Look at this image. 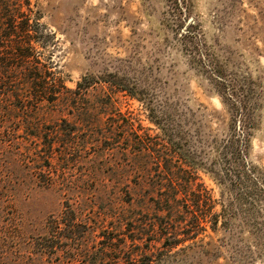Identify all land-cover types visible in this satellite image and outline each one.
Instances as JSON below:
<instances>
[{
	"label": "rangeland",
	"instance_id": "374dc122",
	"mask_svg": "<svg viewBox=\"0 0 264 264\" xmlns=\"http://www.w3.org/2000/svg\"><path fill=\"white\" fill-rule=\"evenodd\" d=\"M30 7L54 35L39 50L64 84L95 81L81 105L100 109L88 119L101 130L132 123L167 141L209 190L214 230L207 224L156 264H264V0H30ZM61 116L77 121L51 105L35 120L51 125ZM25 141L6 145L0 160V264H76L64 252L72 237L94 245L97 227L128 209L126 201L144 205L138 158L125 140L54 145L69 152L59 164L54 156L52 171L42 169L51 148Z\"/></svg>",
	"mask_w": 264,
	"mask_h": 264
},
{
	"label": "trees",
	"instance_id": "16d2710c",
	"mask_svg": "<svg viewBox=\"0 0 264 264\" xmlns=\"http://www.w3.org/2000/svg\"><path fill=\"white\" fill-rule=\"evenodd\" d=\"M38 19L32 15L30 0H0V160L6 145H23L26 140L25 145L51 148L46 155L50 163L42 169L52 171L54 156L59 164L61 154L69 152V147L57 151L54 145H119L125 140L127 150L138 158L133 166L145 185L144 205L130 207L131 197L126 201L129 208L115 218L116 225L112 221L97 227L94 245L80 247L79 239L72 237L64 249L69 260L76 264H156L171 250L194 241L206 231L207 224L214 230L216 218L211 212L209 190L175 156L167 141L153 140L132 123H105L101 130L98 122L88 119L100 109L81 105L86 90L95 81L82 77L73 89L64 84L53 70L56 64L52 57L39 50L44 48L43 40L52 42L54 35ZM50 105L77 121L61 116L56 123L43 125L35 120L39 110ZM83 130H89V136L80 137ZM118 130L124 132L123 137L117 136ZM23 131L29 132L27 138L17 140L18 135H14ZM35 164L36 160L34 168ZM2 169L0 165V178ZM73 224L69 225L75 228ZM83 227L88 234L94 231L88 223ZM54 246L48 245V251L55 252Z\"/></svg>",
	"mask_w": 264,
	"mask_h": 264
}]
</instances>
